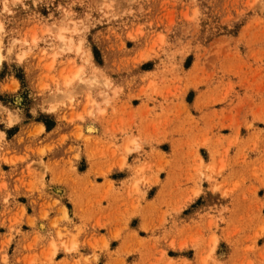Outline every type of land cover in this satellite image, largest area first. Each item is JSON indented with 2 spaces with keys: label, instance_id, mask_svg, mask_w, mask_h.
Returning a JSON list of instances; mask_svg holds the SVG:
<instances>
[{
  "label": "rangeland",
  "instance_id": "1",
  "mask_svg": "<svg viewBox=\"0 0 264 264\" xmlns=\"http://www.w3.org/2000/svg\"><path fill=\"white\" fill-rule=\"evenodd\" d=\"M0 54V264H264V0H0Z\"/></svg>",
  "mask_w": 264,
  "mask_h": 264
},
{
  "label": "bare ground",
  "instance_id": "2",
  "mask_svg": "<svg viewBox=\"0 0 264 264\" xmlns=\"http://www.w3.org/2000/svg\"><path fill=\"white\" fill-rule=\"evenodd\" d=\"M67 47H68V46H67ZM18 57H20V56H18ZM21 57H22V56H21ZM20 59H21V58H20ZM0 62H1V54H0ZM76 72H77V71H76ZM76 72H75V73H76ZM75 73H74V74H75ZM76 78H77V77H76ZM73 80H74V79H73ZM73 80H72V81H73ZM87 83H89V82H87ZM94 104H95V103H94ZM127 150H128V149H127ZM213 243H214V242H213ZM214 244H215V243H214ZM213 246H214V245H213ZM213 249H214V248H213Z\"/></svg>",
  "mask_w": 264,
  "mask_h": 264
},
{
  "label": "crops",
  "instance_id": "3",
  "mask_svg": "<svg viewBox=\"0 0 264 264\" xmlns=\"http://www.w3.org/2000/svg\"><path fill=\"white\" fill-rule=\"evenodd\" d=\"M63 232H61V234H62ZM99 233V232H98ZM99 234H101V233H99ZM69 256H70V254H69ZM57 257H59V254L56 256V258ZM62 257H64V255H62ZM65 257H67L68 258V256L66 255ZM69 259V258H68Z\"/></svg>",
  "mask_w": 264,
  "mask_h": 264
}]
</instances>
